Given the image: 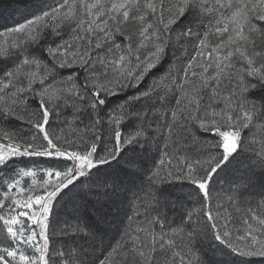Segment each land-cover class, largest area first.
Listing matches in <instances>:
<instances>
[{
    "label": "snow or ice",
    "instance_id": "6c2138e0",
    "mask_svg": "<svg viewBox=\"0 0 264 264\" xmlns=\"http://www.w3.org/2000/svg\"><path fill=\"white\" fill-rule=\"evenodd\" d=\"M0 264H264V0H0Z\"/></svg>",
    "mask_w": 264,
    "mask_h": 264
},
{
    "label": "trees",
    "instance_id": "16d2710c",
    "mask_svg": "<svg viewBox=\"0 0 264 264\" xmlns=\"http://www.w3.org/2000/svg\"><path fill=\"white\" fill-rule=\"evenodd\" d=\"M5 16H7V13H5Z\"/></svg>",
    "mask_w": 264,
    "mask_h": 264
}]
</instances>
